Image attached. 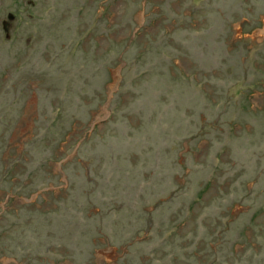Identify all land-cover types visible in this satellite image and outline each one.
<instances>
[{
    "label": "rangeland",
    "instance_id": "374dc122",
    "mask_svg": "<svg viewBox=\"0 0 264 264\" xmlns=\"http://www.w3.org/2000/svg\"><path fill=\"white\" fill-rule=\"evenodd\" d=\"M0 264H264V0H0Z\"/></svg>",
    "mask_w": 264,
    "mask_h": 264
},
{
    "label": "water",
    "instance_id": "95a60500",
    "mask_svg": "<svg viewBox=\"0 0 264 264\" xmlns=\"http://www.w3.org/2000/svg\"><path fill=\"white\" fill-rule=\"evenodd\" d=\"M14 17L12 13H8L7 18L8 20H11ZM7 23V20L3 21V29H6L5 24Z\"/></svg>",
    "mask_w": 264,
    "mask_h": 264
},
{
    "label": "trees",
    "instance_id": "16d2710c",
    "mask_svg": "<svg viewBox=\"0 0 264 264\" xmlns=\"http://www.w3.org/2000/svg\"><path fill=\"white\" fill-rule=\"evenodd\" d=\"M67 89H68V87H67Z\"/></svg>",
    "mask_w": 264,
    "mask_h": 264
}]
</instances>
